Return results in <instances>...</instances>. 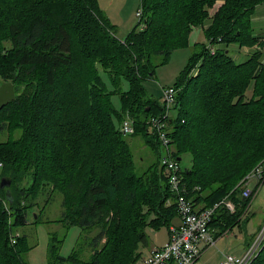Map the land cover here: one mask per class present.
<instances>
[{"label": "trees", "instance_id": "obj_1", "mask_svg": "<svg viewBox=\"0 0 264 264\" xmlns=\"http://www.w3.org/2000/svg\"><path fill=\"white\" fill-rule=\"evenodd\" d=\"M31 1L0 0V82L12 83L16 93L2 112L15 105L22 113V137L14 147L0 146L5 148H0V168L11 180L13 198L8 201L7 189L0 188V264H26L22 254L26 248L31 249L27 235L13 244L9 220L13 218L15 229L28 224V211L34 208L43 179L55 183L63 193L65 211L60 222L67 227H101L107 214H113L115 219L116 211L123 208L122 202L130 206V214L125 219L119 217L115 232L112 233L113 221L104 222L110 227L93 239L92 249L98 250L101 242L109 238V244L113 242L118 247L114 256L120 263L138 264L142 247L148 245L147 228L167 227L169 231L178 218L176 197L161 166V144L146 124L165 110L161 102L148 96L142 81L150 73L154 75L155 58L166 64L176 49L190 45L192 29L206 23L214 0H141L138 19L143 28L124 40L116 37L98 0H39V6ZM262 4L264 0H240L238 4L227 0L210 18L213 24L206 29L205 37L224 45L261 44V38L253 34L252 19ZM170 19L176 25L167 33ZM72 21L73 29L69 23ZM218 36L221 40L215 41ZM263 58L262 52H256L240 63L227 49L211 54L201 48L175 86L179 90L175 102L178 113L170 119L169 128L174 155L180 162L185 154L191 155V166L184 170L187 197L203 210L219 204L210 226L218 228L220 234L241 222L252 199L244 197L241 181L264 161ZM79 61H86L88 66V76H83L80 87L83 104L94 122H89V135L85 124L79 126L74 131V141L66 126L74 118L78 86L71 77ZM198 65L199 72L190 77ZM9 70L16 73L17 79L7 77ZM99 70L110 75L119 91L116 81L120 77L130 84V91L122 94L123 113L129 112L135 137L155 154L142 174L127 138L116 128L114 118L122 122L123 113H116L112 94ZM68 83L71 98L61 109L64 128L56 131L52 121L57 123L60 95L67 91ZM21 86L29 92L27 106L17 96ZM250 87L252 93L248 95ZM94 144L100 146V151L94 149ZM48 145L57 155L62 154V169L45 155ZM77 160L81 163L75 167ZM29 183L28 188L25 185ZM225 200L235 206L234 212L223 204ZM3 201L8 202L10 215ZM53 243L50 249L55 250ZM130 255L132 260L128 262ZM78 256L74 253L58 259L60 264L103 263L102 254L90 262H80ZM256 261L264 264V246L252 264Z\"/></svg>", "mask_w": 264, "mask_h": 264}, {"label": "rangeland", "instance_id": "obj_2", "mask_svg": "<svg viewBox=\"0 0 264 264\" xmlns=\"http://www.w3.org/2000/svg\"><path fill=\"white\" fill-rule=\"evenodd\" d=\"M39 0H32L31 2L36 6H39ZM227 0H214L213 7H211L209 11V18H207L206 23L203 26L194 27L192 32L189 36V43L190 45L180 47L176 49L171 57L169 62L166 64H160L161 58H155L154 64L156 68L154 69V75L150 73L149 77H146L142 81V85L144 86L148 96H152L158 102H161L162 95H163V88L168 87H175L179 84L180 79L182 77V73L190 64V60L192 56L199 52L201 48L207 50L209 52L210 48H214L215 52L227 51L230 53V56L237 62H243L247 60L250 56L255 54L256 52H262L264 57V4L257 7L255 11V15L252 19V28L253 34L256 37L261 38V44H256L252 47L249 46H240L238 44H227L224 45L221 42L218 44L213 42L212 38L205 37V31L208 29L213 23L211 17H213L218 10L226 3ZM240 0H236V4H238ZM141 0H98V5L101 10L105 13L106 17L109 19V22L114 27L115 35L118 39L124 40L128 38L132 32H139L143 27L139 24V19L137 16L138 9L141 6ZM76 15L79 13L76 12ZM165 13H162V15ZM173 19H170L166 26L167 33L173 29L171 28L172 25L176 22H173ZM74 21L69 22L75 28ZM67 23V24H69ZM215 38V37H214ZM221 40L218 36L216 37L215 41ZM210 42H213L210 43ZM95 41H93V44ZM221 43V44H220ZM197 44V45H196ZM92 45V44H91ZM76 48V47H75ZM77 57L79 58L78 53L76 52ZM8 56V55H7ZM9 57V56H8ZM7 57V58H8ZM6 58V59H7ZM80 59V58H79ZM89 59V58H88ZM84 60L86 58L84 57ZM264 60V58H263ZM5 61V60H4ZM88 66L86 65V61H79L78 67L76 69V73L74 77H71V81L75 80L77 84V95L75 97V111H74V118L67 123L66 129L69 130L67 133H71V140L75 136L74 131L79 126H84L88 130V135L92 133V126L89 125V122L92 121V117H94L91 113L86 110L84 106L83 98H82V91L80 87L81 80L83 76H88V70L85 69ZM199 67H195L190 72V77H195L199 72ZM100 74L106 83L107 89L112 94V103L115 108L116 113L121 115L123 113V101H122V94L127 93L130 91V84L129 82L120 77L117 79L116 82L120 84V91L116 89V84L112 81L109 74L101 71ZM8 78L15 77L17 79V75L13 70H9L6 73ZM75 78V79H74ZM3 83L0 82V86ZM27 88L25 86H21V89L17 93V96L21 97L24 106H27L28 101L27 97L29 96V92L26 93ZM70 85L67 84V94L60 95V105L61 108L57 110V123L56 120L52 121L53 126L55 127L56 131L61 128H64V124L62 121L63 112L62 107H65L70 100ZM253 90V89H252ZM183 91V90H182ZM251 87L249 88L248 95H251ZM5 108V107H3ZM2 109L0 110V113ZM178 113V109L175 108V104L171 105V118L175 117ZM21 112L16 110L15 105H12L6 111L2 112L0 115V146H5L11 148V146H15L14 144L22 137V130L20 126V122L22 121ZM132 116L129 114L127 110L124 111L121 120L118 121L117 117L114 118L116 128L119 130V133L123 134L133 151V159L138 168L139 174H142L146 168L149 166L151 162L155 159V154L152 151L151 147L146 146L145 143L140 138H136L135 135H126L122 132L121 127L126 119H131L133 121ZM134 122V121H133ZM147 124V122H146ZM52 129V128H51ZM62 130V129H61ZM50 132V130H49ZM48 132V134H49ZM67 139L69 136L64 135ZM91 140L92 137H90ZM139 139V140H138ZM98 140V139H97ZM92 142V141H91ZM99 142V141H98ZM172 149L175 152L174 145L172 143ZM1 149H5L4 147H0ZM94 149L100 151V146L94 144ZM76 152V150H73ZM56 150H52L51 147L48 145V150L45 152V155L56 161L57 166L59 169H62V154L57 155ZM98 154V153H96ZM163 155V153H162ZM144 159V160H143ZM192 157L190 154H185L182 157L181 166L185 170L191 166ZM81 160H77L74 163L75 167L80 166ZM258 167L264 170V161L259 162L241 181L243 184V190L249 189L252 192H257L256 196L250 199V207L248 210L243 214L241 222L236 225L234 228V233L224 236L222 240L218 241L217 246L214 249L217 250L218 248L230 253V254H237V250L243 247L244 240L246 238H252L254 234L257 235L258 232L264 228V177L261 180L250 181L252 172L257 169ZM264 176V175H263ZM10 182L11 180L4 174L3 168H0V186L3 181ZM47 179H43V182L39 188V195L36 200H34V208L29 209V216H28V224L22 228L15 229L12 226L13 218L9 220V226H11V238L13 237L16 241L24 237V234L27 235V241L31 249H27V252L22 254L24 262L26 264H60L58 259L59 256H63L69 258L74 253H78V257L80 262H90L95 255L102 254L103 263L106 264L107 261L112 257L110 264H123L120 263V259L116 258L115 251H119L116 245L112 242L109 244L110 239L106 238L104 241L101 242L98 250L92 249V242L93 239L103 230L109 229L110 225L105 224L104 222H112L113 221V232H115L118 228L117 221L119 217H123L125 219L131 212V207L125 203H121L122 209L121 211H116V217L113 220V214H107L105 216L104 222L101 220V227L93 226L88 229H82L76 226L67 227L63 222H60L65 208L62 207V203L64 201L63 193L55 188V183L52 181H44ZM249 182V183H248ZM248 183V184H247ZM12 184V183H11ZM31 183L25 185L29 188ZM24 186V187H25ZM1 188V187H0ZM11 188V186H10ZM119 194H117V197ZM120 202V199H117ZM8 205V204H7ZM27 203H23L25 207ZM248 205V206H249ZM5 207V204H4ZM6 210V208H5ZM8 215L11 214L9 210H6ZM34 213V215H33ZM38 216H37V215ZM118 215V216H117ZM12 217V216H11ZM36 218V220L34 218ZM122 219V218H121ZM59 221V222H58ZM176 221V220H175ZM174 221V222H175ZM39 222V224H37ZM240 229H243L244 233L241 232ZM258 231V232H257ZM264 232V231H263ZM147 237H148V245L143 246L142 257L145 258L150 254V252L157 248V246L164 245L168 241V228L162 227L160 230H153L151 228H147L146 230ZM255 235V237H256ZM239 236V238H237ZM114 237L117 240L119 239L118 234H115ZM254 237V238H255ZM55 238L56 241L54 242L52 239ZM256 239V238H255ZM52 240V242H51ZM253 240V239H252ZM54 242V243H53ZM242 244H241V243ZM54 244L56 249L52 250L51 244ZM121 246L124 248V243H121ZM264 246V245H263ZM51 253L50 254V252ZM103 250H105L103 252ZM242 250V249H241ZM124 254V250H122ZM213 256V254H212ZM132 258L127 259L129 262ZM214 262H216L214 258ZM202 263V262H201ZM200 263V264H201ZM64 264H74L72 261H67ZM77 264V263H76ZM255 264H261L260 262H255Z\"/></svg>", "mask_w": 264, "mask_h": 264}, {"label": "built area", "instance_id": "obj_3", "mask_svg": "<svg viewBox=\"0 0 264 264\" xmlns=\"http://www.w3.org/2000/svg\"><path fill=\"white\" fill-rule=\"evenodd\" d=\"M137 16L141 17V10H138ZM210 43L213 44V42ZM209 52L214 54L215 49L210 48ZM178 92L179 90L176 87L163 88L161 104L165 111L162 115L150 118L147 126L161 144V151L163 153L161 156V166L165 170L170 189L176 197L174 203L177 208L180 224L170 227L168 241L162 247L153 249L144 258L143 264H195L201 256L203 249L215 246L216 244V239L210 225L215 209L219 204L214 206V208L198 209L193 200L187 197L184 169L181 166V162L175 157V152L171 146L173 143L169 135L171 105L175 104ZM121 130L126 135L134 134V122L131 119H126L122 124ZM263 175L264 170L258 167L252 172L249 182L261 180L264 177ZM256 194L257 192H252L249 189H245L243 192L246 198H253ZM3 203L6 210H9L8 202L3 201ZM223 204L229 211L234 212L231 202L225 200ZM263 231L264 228L261 233H257L256 239L254 238L242 256L238 257L230 253H223L220 264H252L263 246ZM11 241L13 244L16 243L13 237Z\"/></svg>", "mask_w": 264, "mask_h": 264}, {"label": "crops", "instance_id": "obj_4", "mask_svg": "<svg viewBox=\"0 0 264 264\" xmlns=\"http://www.w3.org/2000/svg\"><path fill=\"white\" fill-rule=\"evenodd\" d=\"M233 207H234V211H235V206L233 205ZM248 207L245 209V212H246V210H248ZM198 209H200V208H198ZM179 224H180V220H179V218H177L173 225H179ZM234 227L229 228L228 230H226L222 234H220V230L218 228H214L213 227L212 228V232H213L214 237L216 239V244H215V246L203 249V252H202L201 256L199 257V259L197 260V262L195 264H200L201 262H202L201 264H220V261L222 259V254L223 253H228V252H226V251H224V250H222L220 248H218L217 250L214 251L213 248H215L217 246L218 241L222 240V238L224 236H228V235L234 233V229H235ZM240 230H241V232L244 233L243 229H240ZM168 233H169V231H168ZM255 235L256 234H254L252 236V238H246V240H244L243 247L237 250V254H233V255L234 256H238V257L242 256L245 253V251H246L247 247L249 246V244L254 240ZM168 238H169V236H168ZM237 238H239V236H237ZM162 246L163 245L157 246V248L162 247ZM212 254H213V256H212ZM144 258L145 257L143 256L138 264H143ZM214 258H215L216 262H214Z\"/></svg>", "mask_w": 264, "mask_h": 264}, {"label": "water", "instance_id": "obj_5", "mask_svg": "<svg viewBox=\"0 0 264 264\" xmlns=\"http://www.w3.org/2000/svg\"><path fill=\"white\" fill-rule=\"evenodd\" d=\"M16 97L15 89L12 83H3L0 86V110L5 107L10 101H13ZM181 160L180 158L178 159ZM10 186L11 183L5 180L1 183V189H7V200L12 202L13 198L10 195Z\"/></svg>", "mask_w": 264, "mask_h": 264}]
</instances>
